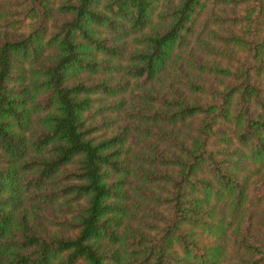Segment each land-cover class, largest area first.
I'll list each match as a JSON object with an SVG mask.
<instances>
[{"label":"trees","instance_id":"obj_1","mask_svg":"<svg viewBox=\"0 0 264 264\" xmlns=\"http://www.w3.org/2000/svg\"><path fill=\"white\" fill-rule=\"evenodd\" d=\"M0 264H264V0H0Z\"/></svg>","mask_w":264,"mask_h":264},{"label":"rangeland","instance_id":"obj_2","mask_svg":"<svg viewBox=\"0 0 264 264\" xmlns=\"http://www.w3.org/2000/svg\"><path fill=\"white\" fill-rule=\"evenodd\" d=\"M13 1H14V0H13ZM14 4H15V2H14ZM12 9L15 10L16 7H13ZM12 9H11V10H12ZM7 10H9V9H7ZM206 14H207V13H206ZM206 14H205V16H206ZM19 31H20V30H19ZM22 31H23V30H22ZM1 35H4V34H1ZM201 81L204 82V80H201ZM205 81H211V80H205ZM211 82H212V81H211ZM204 83H206V84H210V83H208V82H204ZM213 83H215V81H213ZM54 213H57V211H53V210H51V211H50V217H51ZM58 218L64 219V218H65V215H62V216L59 215ZM255 219H256V218H254L253 221H255Z\"/></svg>","mask_w":264,"mask_h":264}]
</instances>
